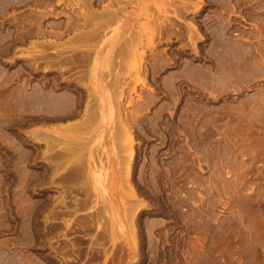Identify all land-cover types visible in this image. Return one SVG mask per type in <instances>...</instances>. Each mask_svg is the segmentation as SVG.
Segmentation results:
<instances>
[{
  "label": "rangeland",
  "instance_id": "374dc122",
  "mask_svg": "<svg viewBox=\"0 0 264 264\" xmlns=\"http://www.w3.org/2000/svg\"><path fill=\"white\" fill-rule=\"evenodd\" d=\"M0 264H264V0H0Z\"/></svg>",
  "mask_w": 264,
  "mask_h": 264
},
{
  "label": "bare ground",
  "instance_id": "6f19581e",
  "mask_svg": "<svg viewBox=\"0 0 264 264\" xmlns=\"http://www.w3.org/2000/svg\"><path fill=\"white\" fill-rule=\"evenodd\" d=\"M118 1V0H117ZM113 2V1H112ZM114 3V2H113ZM107 8H109V7H107ZM118 9H121V7L120 8H118ZM123 9H125V8H123ZM105 10H107V11H105L102 15H101V24H103V25H100V26H104V25H111V23L113 22V24H114V22H117V21H120V20H122L121 19V17H122V14H120V12L121 11H123V10H112L111 8H109V9H106L105 8ZM120 11V12H119ZM122 13V12H121ZM124 15L125 14H123V17H124ZM100 22H99V24H100ZM112 24V25H113ZM98 26V25H97ZM99 26V27H100ZM105 26V27H106ZM103 28V27H102ZM62 55V54H61Z\"/></svg>",
  "mask_w": 264,
  "mask_h": 264
}]
</instances>
